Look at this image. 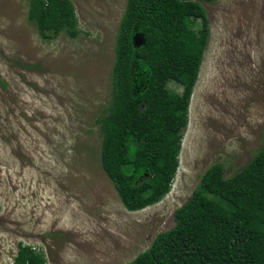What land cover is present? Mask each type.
<instances>
[{
  "label": "rangeland",
  "instance_id": "rangeland-1",
  "mask_svg": "<svg viewBox=\"0 0 264 264\" xmlns=\"http://www.w3.org/2000/svg\"><path fill=\"white\" fill-rule=\"evenodd\" d=\"M71 1L78 34L44 40L26 0H0V264L19 242L45 264H127L174 225L210 165L230 177L264 144V0L202 1L210 35L171 188L126 210L101 168L96 123L126 0Z\"/></svg>",
  "mask_w": 264,
  "mask_h": 264
},
{
  "label": "trees",
  "instance_id": "trees-1",
  "mask_svg": "<svg viewBox=\"0 0 264 264\" xmlns=\"http://www.w3.org/2000/svg\"><path fill=\"white\" fill-rule=\"evenodd\" d=\"M202 1L126 0L116 33L110 100L96 119L100 165L128 211L166 195L179 165L183 130L210 27ZM41 39L75 37L71 0H26ZM140 34L143 42L135 45ZM168 80L182 91L167 88ZM157 233L127 264H264V144L230 177L220 163L201 175ZM43 252L18 243L11 264H45Z\"/></svg>",
  "mask_w": 264,
  "mask_h": 264
}]
</instances>
